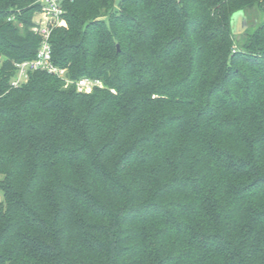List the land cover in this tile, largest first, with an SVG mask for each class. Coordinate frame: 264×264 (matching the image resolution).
Instances as JSON below:
<instances>
[{"label":"trees","instance_id":"1","mask_svg":"<svg viewBox=\"0 0 264 264\" xmlns=\"http://www.w3.org/2000/svg\"><path fill=\"white\" fill-rule=\"evenodd\" d=\"M61 1L103 87H12L42 6L0 0V264H264V0Z\"/></svg>","mask_w":264,"mask_h":264},{"label":"built area","instance_id":"2","mask_svg":"<svg viewBox=\"0 0 264 264\" xmlns=\"http://www.w3.org/2000/svg\"><path fill=\"white\" fill-rule=\"evenodd\" d=\"M38 2L42 9L37 13L41 14L42 19L34 20L36 25L33 30L40 36V45L32 59L16 63V70L11 81L12 87L25 84L30 73L34 71H46L53 74L65 81L66 87L74 83L79 92L89 93L96 87H103L102 80L96 78L82 77L72 80L69 78L66 68H61L53 62L51 35L53 29L62 21L64 8L61 0H38Z\"/></svg>","mask_w":264,"mask_h":264},{"label":"water","instance_id":"3","mask_svg":"<svg viewBox=\"0 0 264 264\" xmlns=\"http://www.w3.org/2000/svg\"><path fill=\"white\" fill-rule=\"evenodd\" d=\"M232 28L234 35L237 36L238 40H240L242 35L248 29V19L244 12L240 11L234 14L232 19Z\"/></svg>","mask_w":264,"mask_h":264},{"label":"rangeland","instance_id":"4","mask_svg":"<svg viewBox=\"0 0 264 264\" xmlns=\"http://www.w3.org/2000/svg\"><path fill=\"white\" fill-rule=\"evenodd\" d=\"M42 19L41 14L39 15L38 13L35 14L34 20L40 21ZM35 22V21H34ZM3 177V175H0V179ZM0 200H3V194L0 191Z\"/></svg>","mask_w":264,"mask_h":264}]
</instances>
